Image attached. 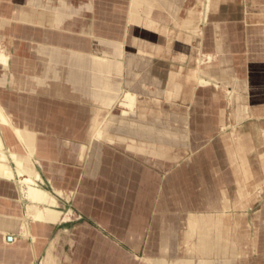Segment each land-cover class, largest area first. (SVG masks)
I'll return each mask as SVG.
<instances>
[{
	"label": "crops",
	"instance_id": "1",
	"mask_svg": "<svg viewBox=\"0 0 264 264\" xmlns=\"http://www.w3.org/2000/svg\"><path fill=\"white\" fill-rule=\"evenodd\" d=\"M196 1L0 0V264H58L53 239L68 230L69 202L155 261L171 250L168 261L197 260L211 232L235 264L240 213L255 201L248 188L264 185V17L259 30L253 20L264 0H211L209 10ZM101 37L119 39L120 53ZM213 90L220 113H194ZM97 120L94 134L118 138L115 147H81ZM223 126L232 132L221 134ZM16 173L30 182L25 192ZM88 184L99 187L92 203H107L103 215L73 203ZM94 232L66 238L64 264H100L91 251L101 242L118 251L111 264H134L98 234L91 242ZM136 234L143 237L127 238Z\"/></svg>",
	"mask_w": 264,
	"mask_h": 264
},
{
	"label": "rangeland",
	"instance_id": "2",
	"mask_svg": "<svg viewBox=\"0 0 264 264\" xmlns=\"http://www.w3.org/2000/svg\"><path fill=\"white\" fill-rule=\"evenodd\" d=\"M193 2H194V0H193ZM196 2L202 3L201 7H203L205 0H200V1H196ZM205 4H206V8L209 10L211 0H206ZM255 9H256L254 11L256 14L255 19H253V18L252 19L254 20V25L256 26L254 28V30H257L258 28H262V27H259V25H257V24L262 23L261 21L263 20L262 17H264V14H263L264 11L262 10L261 7H257ZM181 13H183V12H181ZM133 14H135V13L133 12ZM206 16H207V13L205 14V17H204L205 21H206ZM230 18H231V13L227 16L228 20ZM198 19H199L198 20L199 25L200 24L202 25V23L204 24V22L202 20L203 19L202 11L198 14ZM119 34H121V33H119ZM102 38H104V37H101V39H100L101 43H105L109 46H115L116 50H114V51H117V52L119 51V53H120V50H122V46H121L122 42H120L119 39L109 40L107 38H104V39H102ZM262 45L264 46V42L260 44V47H257L259 49V51H261L260 49H261ZM0 53H2L4 56H7V53L4 49L3 43H0ZM261 54L264 55V51H261ZM198 62H200V61H198ZM0 63H4V61H0ZM217 90H218V88H217ZM219 90H220V88H219ZM214 91L215 90H213V93L211 92V94H207V96H206L207 102H208L207 104H210V105L203 106V107L201 106V107L197 108L194 113L207 114V115H215V114L220 113L219 106L216 103V102H219V100H220L219 99L220 92L218 91V94H216L215 93L216 91L215 92ZM222 92H223V95H224L223 98L225 99V101H226V99H228V100L231 99L232 93L230 90H229V92H226L224 89V91H222ZM262 93H264V91H262ZM199 96H202V94H199ZM124 98H125L126 102H128V100H133L132 95H131V97H128V95L126 94ZM228 109H230V107ZM223 111H224L223 113H225L226 110L223 109ZM4 113H5V111H4ZM229 114H230V112H229ZM9 122L11 123L10 116H9ZM98 125H99V120L92 123L91 129H92L93 133H90V134L87 133V136L83 139L84 144H82L81 147H83L84 149H85V147L91 148L93 146V144H95L96 146L101 145V146H103V148L116 146L115 142L117 140H119L118 138L105 137L104 135L99 134V133L94 134L95 133L94 131H98L99 129H101L98 127ZM3 126H5V125H3ZM230 127L231 126H229L227 128L228 129L227 130L226 127L223 126V128L221 130V134H223L225 131H227L226 133L229 132L228 134H230L232 132ZM263 135H264V133H263ZM169 136H172V135L170 134ZM220 136H219V134H214L212 136L213 138L211 137L212 138L211 141L218 139ZM98 138H99V140H98ZM158 138H160V137H158ZM106 139H108L109 141H107ZM170 139L171 140H169V139L168 140L171 142L172 138H170ZM98 141H101V142H98ZM105 141L108 143H105ZM137 143L134 142L133 146L131 145L130 147L133 149L142 147L144 149L143 143H141V142H137ZM143 149H141L142 152H143ZM102 150H104V149H102ZM21 151L24 154L22 149H21ZM4 153L6 155H8L7 152L4 151ZM25 156H26V154H25ZM92 157H95V155H92V154L89 155V159H91ZM98 157L100 158L102 156L99 155ZM98 157H96V158H98ZM68 160H69L68 162H70L69 156H68ZM29 161H30L33 169H36L37 171L41 170L42 166L39 162H37L35 160V156L33 157V154H31L29 156ZM262 162H263V169H264V159ZM7 164L9 165V168H10V166H12L11 160H9ZM12 167L14 168L15 165L13 164ZM16 174H18V173H16ZM17 178L19 179V180L17 179L18 182L21 181V183H19L20 187H21V191L24 190V192H25L26 191V185H27V183H30V182H28V180H26V178H24L25 180H23L20 176L18 177V175H17ZM37 180H39V179L37 178ZM34 186L39 187L42 190L43 189L49 190V186L46 182L41 183V182L34 181ZM248 190H249V193L252 196H254L253 199H255V201L245 203V208L243 210L244 212L240 213L242 215V217L244 218L243 223H242L243 227L240 228V226H239L237 229L235 228L236 230L234 229L236 231L235 233H238V231H239L238 235L234 234L237 236V242L239 244L238 245V247H239L238 256H237V259L235 260V264H264V185L258 186L256 188L251 187V188H248ZM86 192H88V193H86ZM98 192H99L98 186L91 187V184H88L87 187L83 188V192H82V188H80V193L78 194V200H77V194H76L74 197L73 203H74V205L78 206V208H80V210L84 214H86V213L83 211V209L88 208V210L91 211L92 207H94L95 209L99 208L98 210H100V211H98V212L101 215H103V212H104L103 210L108 209L107 203L97 202L94 204L91 201L93 195L94 196L96 195L97 199L99 198V196L97 194ZM21 193L23 194V192H21ZM102 197H103V195H102ZM104 198H105V200L107 199L106 196ZM100 199H102V198H100ZM79 200H80V202H79ZM121 206L123 207V204L118 203V202H114L112 204V209L118 210V207L120 208ZM31 207L33 209H35V211H33V212L36 214L41 212V211H44L36 203H31V206L28 208L30 209ZM28 208H27V210H28ZM67 209H72V211H73V215H72L73 217L69 219L70 221L66 225V228L68 230L63 235V237L61 239H58L57 237H55V239H53L56 243V249H59V250H56L57 254L60 255L58 264H60V263L64 264L66 260L68 261V259L71 258V252L69 250V244H68V241L66 240V238H68V239L69 238L72 239V237L75 238L74 231L77 228L78 229L84 228V229H87L88 231H92V230L95 231L96 232V234L94 232L95 235H92V234L86 235L91 242H95L94 238L98 234L99 237L101 238V240H104V243L107 242L108 244H112V245L118 247V249H120L121 252L125 253V255H127V257H129V259H131V261H133L134 264H233V259L235 258V254H234L235 252L233 250L229 249L230 253H228L226 251H221V245L222 244L224 245V243H222L220 245V248H219L218 243L215 242L216 239L214 237H212V235H211L212 233L206 232L205 235H202V239H200L201 241L199 240V242L197 244V248L198 249L201 248V251L198 252L199 258H197V260H192L190 258H176V259L174 258L171 261L170 260L168 261L165 258L166 254H164L165 256H163V258L156 259V261H155V259H151L150 257L148 258V257L142 256V252L139 249H137V250L130 249L129 245L125 244L123 242V238H124L123 234L117 235L118 232L114 233V234L108 233L104 227L98 226L94 222L96 220L93 219L94 220L93 221L92 219H87V218L81 216L76 210H74V208H72V204L70 202L68 203ZM120 209H122V208H120ZM105 212H107V211H105ZM122 212L123 211H121L120 214H122ZM30 214L33 217V219L39 220V217H34V215H32V213H30ZM87 216H89V215H87ZM119 217H122V215H120ZM67 218L68 217H64L63 220H66ZM118 220H119V218H118ZM104 221H106V220H104ZM96 222L98 223V221H96ZM115 225H117V226L115 227L114 230L118 231L120 228H119V225L117 224V222H115ZM121 230H119V232ZM229 232H230V229H229ZM142 237L143 236L140 234L127 236V238H129V240L131 242L138 241ZM228 237H229V239L231 238L230 235ZM228 237L226 234H223L221 240L228 239ZM232 238H233V236H232ZM225 241H227V240H225ZM100 244L101 245H100L99 252H97L98 250H96V251L94 250L93 252L91 251V253L95 256L98 255V259L97 258L96 259L100 264H109V263L111 264L112 259L114 257V253L118 252V251L114 250V249H109V245L105 244V245H107V246H105L102 242ZM132 244H134V243H132ZM232 245H233V243H232ZM134 246H137V245H134ZM213 248L216 250H214ZM212 249H213L214 253L217 254L218 258L216 260L210 259V254H211L210 250H212ZM85 253H87V252H85ZM173 254H174V251H172V250L168 251V256H166V257H172V256H174ZM228 255H230V256L228 257ZM41 259L42 258H40L37 261V264L40 263ZM107 259H108V261H107ZM86 261H87V258L85 257L84 262H86ZM113 263H114V259H113ZM85 264H87V263H85Z\"/></svg>",
	"mask_w": 264,
	"mask_h": 264
},
{
	"label": "bare ground",
	"instance_id": "3",
	"mask_svg": "<svg viewBox=\"0 0 264 264\" xmlns=\"http://www.w3.org/2000/svg\"><path fill=\"white\" fill-rule=\"evenodd\" d=\"M5 123V122H4ZM9 166V165H8ZM18 175V174H17ZM24 178V177H23ZM31 181V180H30Z\"/></svg>",
	"mask_w": 264,
	"mask_h": 264
}]
</instances>
